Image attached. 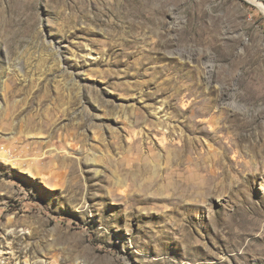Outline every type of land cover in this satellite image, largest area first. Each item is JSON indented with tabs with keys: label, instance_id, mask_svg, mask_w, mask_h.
<instances>
[{
	"label": "rangeland",
	"instance_id": "rangeland-1",
	"mask_svg": "<svg viewBox=\"0 0 264 264\" xmlns=\"http://www.w3.org/2000/svg\"><path fill=\"white\" fill-rule=\"evenodd\" d=\"M0 264H264V0H0Z\"/></svg>",
	"mask_w": 264,
	"mask_h": 264
}]
</instances>
